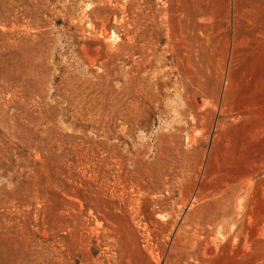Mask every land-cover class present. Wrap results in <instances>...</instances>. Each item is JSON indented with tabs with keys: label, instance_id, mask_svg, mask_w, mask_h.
<instances>
[{
	"label": "rangeland",
	"instance_id": "obj_1",
	"mask_svg": "<svg viewBox=\"0 0 264 264\" xmlns=\"http://www.w3.org/2000/svg\"><path fill=\"white\" fill-rule=\"evenodd\" d=\"M0 264H264V0H0Z\"/></svg>",
	"mask_w": 264,
	"mask_h": 264
}]
</instances>
